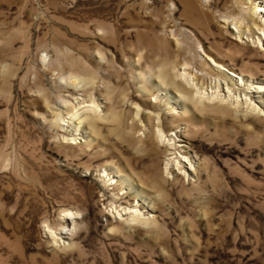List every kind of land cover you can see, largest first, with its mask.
Wrapping results in <instances>:
<instances>
[{
    "label": "rangeland",
    "instance_id": "1",
    "mask_svg": "<svg viewBox=\"0 0 264 264\" xmlns=\"http://www.w3.org/2000/svg\"><path fill=\"white\" fill-rule=\"evenodd\" d=\"M260 8L0 0V264H264ZM187 61L257 111L196 96Z\"/></svg>",
    "mask_w": 264,
    "mask_h": 264
},
{
    "label": "bare ground",
    "instance_id": "2",
    "mask_svg": "<svg viewBox=\"0 0 264 264\" xmlns=\"http://www.w3.org/2000/svg\"><path fill=\"white\" fill-rule=\"evenodd\" d=\"M205 2L208 3V0H205ZM190 5H192V4H190ZM263 11H264V9H262V8L259 9L260 13H263ZM221 18L223 19L222 21H223L224 27L226 29H228V31L230 29V25H233L236 28V30H235V28L231 29V32H229V33L233 34L235 32V35H237L238 37H241L242 35H244L246 33H250L249 29H247V31H244L245 23H244V21L241 18H229V17L223 16V15L221 16ZM171 30H170V33L172 32ZM261 30L263 31V35H264V29H261ZM249 35H247V36H249ZM250 36H252V35H250ZM196 43L198 45H200L199 41L196 42ZM251 43H253V44L255 43L256 45H260V46L262 44L260 42L259 38L257 40V43H256V41L251 39ZM198 47H201V46H198ZM181 65H179V66H181ZM180 68H181V72L178 74V77L180 78V80L183 83H185L187 88H190V89L194 90L195 95L198 96L199 98H201V99L206 98V99H208V100H210L212 102L213 101H219L220 103L230 104V105L236 106V107H241L244 104V105H246V108H251L252 111H254V112L257 111V109H256L257 107L255 105H253V102L251 101V99L246 98V97L240 99V94L239 93H240V91L242 89V87H241L242 80H240L241 81L239 83L240 85L237 83L239 85L238 87H235L234 85H233V87L226 85V93H222L221 92V87H220V85H221L220 80L221 79L219 77L211 78V76H206L204 73L196 72L195 71V67L193 65H188V61H187V63H184ZM218 68L219 69L222 68L223 70H226V68L222 64H218ZM229 75L234 77V78H239V75H237L234 72H230ZM163 79L166 80V78H163ZM171 82L176 83V81H174V80H172ZM199 82H200V84H198ZM206 87H209V89L211 91L206 90ZM239 87H241V88H239ZM254 91L255 90L253 89V92ZM261 91H262L261 86H259L258 89H257V92H261ZM63 101H65V100H63ZM73 102H75V99H74ZM79 103H81V102H79ZM168 142H169V140H167L166 145L171 146L172 144H169ZM174 163H175V165H179L178 161H175ZM166 165H167L166 166V173L169 174V171H171L172 162H170L168 160ZM191 167H192V163L190 164V168ZM179 169H183V168L179 167ZM60 234H62V235L65 234L64 229H62L60 231ZM52 237H54V236H52Z\"/></svg>",
    "mask_w": 264,
    "mask_h": 264
}]
</instances>
